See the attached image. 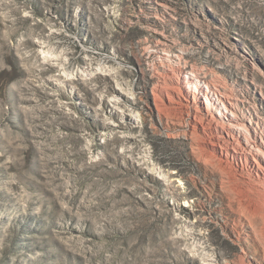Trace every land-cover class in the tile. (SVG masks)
Returning <instances> with one entry per match:
<instances>
[{"label":"rangeland","instance_id":"obj_1","mask_svg":"<svg viewBox=\"0 0 264 264\" xmlns=\"http://www.w3.org/2000/svg\"><path fill=\"white\" fill-rule=\"evenodd\" d=\"M211 85L264 145V0H0V264H264Z\"/></svg>","mask_w":264,"mask_h":264},{"label":"bare ground","instance_id":"obj_2","mask_svg":"<svg viewBox=\"0 0 264 264\" xmlns=\"http://www.w3.org/2000/svg\"><path fill=\"white\" fill-rule=\"evenodd\" d=\"M188 76L190 77L194 75L188 74ZM206 90L210 94L209 96H212L215 99L214 101H216L220 105L223 114L226 115L227 119H229L230 136L227 132L229 138L225 140L227 141L226 146L229 147L234 152L231 158L234 160L235 163L240 162L241 165L243 159L247 160L248 158H253L255 162V166H253V170H252L253 178L256 179L264 178V145L259 144L255 148L250 147L246 138H244L245 137L244 133H247L248 130L246 127L244 128V125L237 122L236 115L234 114V109L237 100H233L225 92L218 93L214 85H211L210 87H206ZM207 105H208V101H207ZM205 112H206L205 115L208 118V122L211 125V128L214 129V127L216 128L218 124H221V122L218 121L215 115L211 114L208 111V109L206 110V107H205ZM202 128H203L202 130H204V127ZM224 137L222 136L223 138L222 141L224 140ZM218 140H219L218 137H213L212 139L213 145L216 147L220 146L222 143L219 142ZM227 156H229V153L226 150L224 153V157ZM241 165H239L240 169L243 168Z\"/></svg>","mask_w":264,"mask_h":264}]
</instances>
